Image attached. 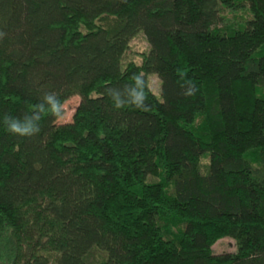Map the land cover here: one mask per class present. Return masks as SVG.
Returning <instances> with one entry per match:
<instances>
[{
  "label": "trees",
  "instance_id": "obj_1",
  "mask_svg": "<svg viewBox=\"0 0 264 264\" xmlns=\"http://www.w3.org/2000/svg\"><path fill=\"white\" fill-rule=\"evenodd\" d=\"M0 32V264H264V0H0Z\"/></svg>",
  "mask_w": 264,
  "mask_h": 264
},
{
  "label": "rangeland",
  "instance_id": "obj_2",
  "mask_svg": "<svg viewBox=\"0 0 264 264\" xmlns=\"http://www.w3.org/2000/svg\"><path fill=\"white\" fill-rule=\"evenodd\" d=\"M246 16H247L246 12H238L235 15H232L231 13L226 14L227 19L230 21L241 20L243 18H246ZM148 49H149V45L144 37V34L142 31H139L138 34L132 37V39L129 42V48L124 55V62L125 63L132 62L135 63L136 65H140L142 63L143 55L148 52ZM124 62H122L123 67L125 66ZM146 78L151 91L155 94V96L158 99H160L161 82L159 78L155 74H148ZM79 102H80V97L78 95H74L68 98L66 101H64V103L62 104L63 114L58 119L57 123L63 124L70 122L72 120L73 113ZM202 162L203 163L207 162V159L204 158ZM212 251L215 254L234 253L236 252V242L228 237L220 238L213 244Z\"/></svg>",
  "mask_w": 264,
  "mask_h": 264
},
{
  "label": "clouds",
  "instance_id": "obj_3",
  "mask_svg": "<svg viewBox=\"0 0 264 264\" xmlns=\"http://www.w3.org/2000/svg\"><path fill=\"white\" fill-rule=\"evenodd\" d=\"M3 35L4 33L0 32V38H2ZM46 98L48 99L49 102L52 101V96L49 95ZM60 105L62 106L61 101H60ZM58 110L59 109L57 105L53 104V115H55L58 112ZM37 119H39V117ZM5 123H7V119L5 120ZM6 130L12 134H17L20 136H32L40 132V127L33 129V127L30 124L28 126H21L18 122L14 121L8 127H6Z\"/></svg>",
  "mask_w": 264,
  "mask_h": 264
}]
</instances>
